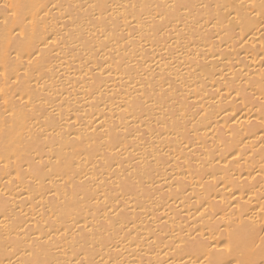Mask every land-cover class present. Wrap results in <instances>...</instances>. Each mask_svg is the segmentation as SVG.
<instances>
[{
    "label": "bare ground",
    "instance_id": "bare-ground-1",
    "mask_svg": "<svg viewBox=\"0 0 264 264\" xmlns=\"http://www.w3.org/2000/svg\"><path fill=\"white\" fill-rule=\"evenodd\" d=\"M0 264H264V0H0Z\"/></svg>",
    "mask_w": 264,
    "mask_h": 264
}]
</instances>
